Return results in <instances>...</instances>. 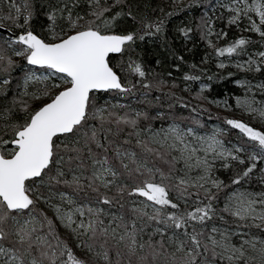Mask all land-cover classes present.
<instances>
[{"label": "snow or ice", "instance_id": "snow-or-ice-1", "mask_svg": "<svg viewBox=\"0 0 264 264\" xmlns=\"http://www.w3.org/2000/svg\"><path fill=\"white\" fill-rule=\"evenodd\" d=\"M0 264H264V0H0Z\"/></svg>", "mask_w": 264, "mask_h": 264}, {"label": "trees", "instance_id": "trees-1", "mask_svg": "<svg viewBox=\"0 0 264 264\" xmlns=\"http://www.w3.org/2000/svg\"><path fill=\"white\" fill-rule=\"evenodd\" d=\"M157 0H153V3H156ZM199 13H197L198 15ZM182 18V17H181ZM189 47H191V45H189ZM203 55V45H200V49L198 50L197 54L195 55V60L196 62H199L200 57ZM191 59V57L189 58ZM231 71L236 73L237 77H242L243 74L241 73H237L236 69L234 68H229L225 71H220L218 69H216L215 67V61H213L209 66H208V74L211 75L213 73H217L219 72L221 76H227V72ZM194 87L198 88V85H194ZM236 91L237 95H241L243 90H237L236 86L234 85L232 78H228V79H215L211 82V90L208 93V95L215 99V98H224L225 96L228 95H232L233 91ZM233 104L235 103L234 99L231 101ZM210 111H212L213 115V119L209 120L207 114H204V116L202 117L205 121L208 122L209 127H211V124H215L218 123L215 120V115H225V113L222 110L219 109H214L213 107H210ZM184 115H187V113H183ZM228 114V113H227ZM228 115H236V114H228Z\"/></svg>", "mask_w": 264, "mask_h": 264}, {"label": "rangeland", "instance_id": "rangeland-1", "mask_svg": "<svg viewBox=\"0 0 264 264\" xmlns=\"http://www.w3.org/2000/svg\"><path fill=\"white\" fill-rule=\"evenodd\" d=\"M198 85V84H197ZM198 87H199V85H198ZM257 98L259 99V96H257ZM213 108L214 109H216L214 106H213ZM217 110V109H216ZM219 110H222V109H219ZM223 111V110H222ZM229 114V113H228ZM230 114H236L237 116L238 115H240V113L239 112H236V113H230ZM213 124H211V126H212Z\"/></svg>", "mask_w": 264, "mask_h": 264}]
</instances>
